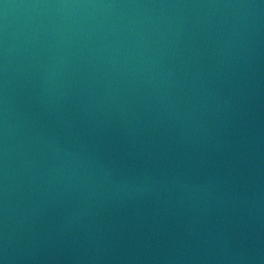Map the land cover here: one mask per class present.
Returning <instances> with one entry per match:
<instances>
[{
	"label": "water",
	"instance_id": "95a60500",
	"mask_svg": "<svg viewBox=\"0 0 264 264\" xmlns=\"http://www.w3.org/2000/svg\"><path fill=\"white\" fill-rule=\"evenodd\" d=\"M0 264H264V0H0Z\"/></svg>",
	"mask_w": 264,
	"mask_h": 264
}]
</instances>
